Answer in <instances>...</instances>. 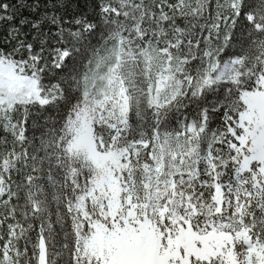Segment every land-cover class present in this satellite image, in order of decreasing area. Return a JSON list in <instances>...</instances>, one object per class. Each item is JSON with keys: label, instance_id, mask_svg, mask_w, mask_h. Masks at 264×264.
<instances>
[{"label": "snow or ice", "instance_id": "1", "mask_svg": "<svg viewBox=\"0 0 264 264\" xmlns=\"http://www.w3.org/2000/svg\"><path fill=\"white\" fill-rule=\"evenodd\" d=\"M0 264H264V0H0Z\"/></svg>", "mask_w": 264, "mask_h": 264}]
</instances>
